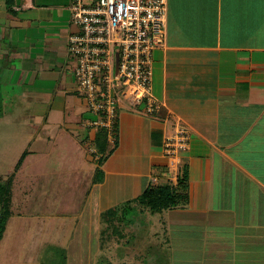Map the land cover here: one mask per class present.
Returning a JSON list of instances; mask_svg holds the SVG:
<instances>
[{"label": "crops", "instance_id": "0c3cea01", "mask_svg": "<svg viewBox=\"0 0 264 264\" xmlns=\"http://www.w3.org/2000/svg\"><path fill=\"white\" fill-rule=\"evenodd\" d=\"M69 1H0V87L20 88L27 129L12 144L21 157L8 171L0 260L16 264L27 250L57 246L65 264H94L107 214L125 218V205L136 214L146 189L175 185L185 166L186 203L153 213L169 264H264V0H167L165 43L152 62L160 107L147 115L121 102L113 142L88 127L95 116L76 91ZM178 127L190 133L189 148L169 178L164 137ZM45 192L60 212H49ZM17 198L34 199L33 211L14 214Z\"/></svg>", "mask_w": 264, "mask_h": 264}, {"label": "built area", "instance_id": "2783aa9c", "mask_svg": "<svg viewBox=\"0 0 264 264\" xmlns=\"http://www.w3.org/2000/svg\"><path fill=\"white\" fill-rule=\"evenodd\" d=\"M76 27L67 36L66 54L76 91L95 116L88 127L104 131L113 142L121 102L142 105L154 114L153 52L165 43L167 0H70ZM190 133L178 127L164 137L168 167L189 148ZM178 160V161H177Z\"/></svg>", "mask_w": 264, "mask_h": 264}, {"label": "rangeland", "instance_id": "374dc122", "mask_svg": "<svg viewBox=\"0 0 264 264\" xmlns=\"http://www.w3.org/2000/svg\"><path fill=\"white\" fill-rule=\"evenodd\" d=\"M1 1V0H0ZM5 1V0H4ZM10 5V0H7V6ZM75 31L71 32L74 33ZM20 88L15 86L13 88L0 87V127L1 131H8L5 134L0 132V206L4 199V191L7 187L8 171L14 170L18 163L19 152L13 148V143L20 141L19 136L26 133L27 129L24 125L23 103L18 101ZM16 101H10L15 99ZM11 116V117H10ZM15 128H12V127ZM17 128V129H16ZM99 131L100 130H95ZM8 135V136H7ZM5 136V137H4ZM11 136V137H10ZM15 136V139H14ZM180 156V155H179ZM180 158V157H179ZM178 161V160H177ZM173 163L169 168V178L174 176ZM173 174V176H172ZM58 177V176H54ZM76 193L80 197L71 199L74 203L73 208L76 209L78 204L84 201V191L87 184L79 183L75 185ZM81 188V190H80ZM51 193L45 192L44 201L48 203L49 212H58L59 208L56 205V198L49 197ZM34 199H15L14 214L23 215L29 214L33 211L31 201ZM105 198L103 200V203ZM114 202H120L116 200ZM41 204V200H40ZM131 205V204H129ZM137 213L124 212L125 218L137 216L140 225L129 226V220L120 215L118 211H113L107 214V222H109L107 229L100 239V246L98 256L94 264H169V246L168 239L163 227L158 226L159 215H153L145 206L137 202L135 204ZM68 208V207H67ZM29 209L27 212L26 210ZM36 212L42 210L34 206ZM68 210H71L68 208ZM60 212V211H59ZM66 212V211H65ZM66 214V213H65ZM127 226V227H126ZM136 226V227H135ZM127 228V229H126ZM129 229V230H128ZM22 260L16 264H65V249L57 246L48 248L35 247V249L28 250L23 253ZM0 264L3 262L0 260Z\"/></svg>", "mask_w": 264, "mask_h": 264}, {"label": "trees", "instance_id": "16d2710c", "mask_svg": "<svg viewBox=\"0 0 264 264\" xmlns=\"http://www.w3.org/2000/svg\"><path fill=\"white\" fill-rule=\"evenodd\" d=\"M17 168L18 165L16 166L15 170ZM7 180V187L4 191L5 196L0 206V240L2 239L3 233L5 231L7 220L11 216L10 187L12 177ZM187 181L188 171L184 166L183 168H180L179 172L177 173L175 185H152L142 193L137 202L145 206L151 213L154 214L179 207L185 204L187 201ZM126 207L127 205H125V212L129 210H126Z\"/></svg>", "mask_w": 264, "mask_h": 264}]
</instances>
